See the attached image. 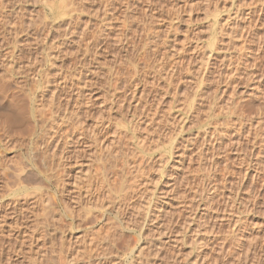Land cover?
<instances>
[{
  "label": "rangeland",
  "instance_id": "obj_1",
  "mask_svg": "<svg viewBox=\"0 0 264 264\" xmlns=\"http://www.w3.org/2000/svg\"><path fill=\"white\" fill-rule=\"evenodd\" d=\"M32 1L33 0H0V35L4 37V42H8V44L5 42V45L2 46L3 49H0V53H2V55L0 54V70H3L2 65H5L6 63H8V61L15 62L14 65H17L16 67L19 68L18 70L21 69L20 72L16 71L17 68H15L16 70H14L15 74L13 73L12 75L13 84H11L13 87H10L7 82L3 84L4 82L2 83V81L1 85H3L5 89L7 88L6 91L9 90L8 92L10 93L12 92L15 94L18 90L17 92L19 93L16 94L21 93L18 96L21 98H19L21 100L20 102H22V104L23 102L25 103L23 104V113L25 114L21 118L16 116V121L18 123L15 122L13 123L14 125L12 123H1V127H3L4 129L0 127V186L2 187H0V197H3L0 198V203L2 204L4 202L5 205L19 201V203L16 204L17 206L19 205L18 208H25L28 203L31 204L32 202L30 198H32L31 195L34 192V189L29 188L26 192V195H24V193L22 192L14 193L13 191L15 190V186L14 184H12L13 182L11 179L12 174H14V169L17 168V166L20 167L21 165L24 168L26 167V164L24 163H26V154L28 148L27 146L39 132L40 123L38 121V111L42 105L47 104V101L50 99V92L48 93L43 90V88L45 87L43 83L41 84L40 89L36 88L35 83L38 82V80H43V77L46 76L48 79H52H49L51 88H55L56 86L54 87V85L61 87L58 88V96L60 98H64H58L57 101L59 102L60 99V103L63 108L67 107V109L69 108L68 110L70 111L82 110L80 111L82 114L83 111H86L84 112V115H87V118H85L86 116L81 117L82 119H84L82 121H85L87 125H91L95 121L97 122L101 120L102 117L103 119H105L101 120L106 130L105 134L103 132V135L101 134L99 137V140L102 144L107 143L108 145L113 140L118 141L119 137L122 138L121 142L124 139L123 142L120 143L126 145V151L128 153L127 155L130 156L129 154H131L132 157L135 156L134 158L129 157L131 159H129V168L131 167L130 171H132L133 169L135 170L136 166H140L142 163L140 171H142L141 173L143 174H137L138 177L134 173L129 174L130 176L128 175L129 182H132L135 179V181L133 182V188H135L133 189L134 191H132V197L134 201L131 200L132 198L129 199V196V200L127 202L131 205V210L128 209L129 211H127L126 209L124 215L121 216V218H124L122 221L126 229H122L123 232L121 231V235H119V244L117 243L116 250L111 251V254L109 255V257H111L107 259L105 264H151L153 262V264H264V0H209L211 2H209L208 0H119L117 3H115L116 5H113V7L111 8L112 10L110 11L111 15L114 17L112 27H115L116 24L117 26H119L118 28H120L123 21V16L125 17L128 12L129 13L127 16L130 19L128 20V22H130L131 25L129 24V27L123 29V31L122 29L113 28L112 31H108L109 34L107 32V41H104V44L102 45V51L100 50V52H98L101 57L98 54L100 58L98 56L96 57L98 58L96 59L97 64H90L91 66L89 65L88 67V69L90 70H93L94 68L93 73L89 75V72H86V77L84 76L87 80L91 81V83H86L85 88L83 87V84H81L82 82L76 79L77 71L76 69L74 70V68L76 67L74 65L75 59L73 58L75 43L72 42V44L70 43V41L67 42V40L71 37L68 38L65 36L66 33L68 34L67 23H69L70 19H68L67 17H61L59 15L57 16L56 13L49 11L48 8H45L43 6V4L45 3H54L55 0L53 2H51L52 0H47L46 2L43 1V3H38L40 1L42 2V0H35L37 3ZM59 1L57 0V2ZM125 2H129V5H133L130 6L132 11H130L131 9L129 11L125 10ZM86 6L84 7L85 9H83V12L79 14L80 20L82 21L81 25H83L91 16H96L97 14L100 16L99 12L103 10H101V6L99 5L97 0H88ZM94 11H96L97 13ZM18 13H21L20 17L17 16ZM92 13L96 14L92 15ZM51 14H53L54 17ZM17 17L20 18L19 20H21L22 22L24 21L23 23H25V21L29 22L30 20H33V18H36L33 21H35V26H37V28L34 26L36 29H34L33 27L28 32L24 33L22 31L23 34L20 33L21 31H18L16 35L13 34L11 32L13 30H9L12 27L11 25L14 23V21H17ZM216 20V25H219L220 27L218 26V30L216 31V33L211 35L210 30L214 25V21ZM39 25L41 26L39 27ZM119 30L124 34V37H122L121 43L119 42V45H113L116 44L113 42V40L116 39L115 35L118 34L117 32ZM6 32H8L9 35ZM36 32L38 34H36ZM215 36H217L218 38ZM13 37L15 38L13 39ZM37 38L41 41V43L44 42L43 40L47 39L49 41L48 44L51 43V46L42 47L44 43H40L42 46H38L40 41ZM7 39L9 40L7 41ZM25 40H27L28 42ZM10 41H12V43ZM31 41H35L38 44L36 45L35 42L32 43ZM9 42L11 43L10 45ZM20 42L24 43V46ZM210 42L216 43L215 46H217L215 47V50L209 49ZM25 43L30 44H26V46ZM0 44L2 45V43ZM33 44L38 47L33 46ZM28 47H30V51ZM49 47H52V49H50ZM103 47L105 50L103 49ZM37 48L39 49L37 50ZM27 49L28 51L26 53ZM60 49H62V52ZM21 50L23 51L22 54L20 52ZM64 51L65 53H63ZM107 52L108 54H106ZM33 53H36L38 56L36 54L34 55ZM47 53L50 56L48 58V61L45 62L43 60V57ZM51 53L53 54V56H51ZM206 55L208 60L205 58ZM18 56H20V58ZM39 56L43 57L40 58ZM12 57L14 59H12ZM200 57H203V59ZM34 58L35 60H33ZM129 58H131V60ZM38 59H41L40 62L42 61L43 63H40ZM33 61L36 62L34 63ZM110 61L112 62L110 63ZM123 61L125 64L123 63ZM31 62L34 64V66ZM121 63H123L124 65H121ZM175 63L177 65H175ZM37 64L39 65V67ZM199 65H201L200 70L198 67ZM177 66H179V68ZM27 67L29 68V70H31L29 71ZM204 67L206 70L204 69ZM33 68L36 70H34ZM155 68L157 69V71ZM95 70L97 72L99 71V73H96ZM22 71H25L24 74L22 73ZM126 71L129 73H127ZM45 72L46 74H49L45 75ZM57 72L60 74H58ZM106 72L109 74L107 76L110 78L112 84L114 83V85L116 86V83H118V92L116 91L117 87L115 88V86L109 83L108 80L105 81L106 79H108L106 76ZM113 72L118 73H115L114 75ZM130 73L132 74V76ZM220 73H223L222 76ZM22 74L25 76L23 77ZM73 74H75V78ZM116 74L118 77L116 76ZM157 74H160V76H157ZM113 75L114 77H111ZM97 76L101 77L97 78ZM102 76L104 79L102 78ZM215 76L217 78H215ZM30 78L33 79V81L35 82L34 84H32L33 81ZM117 78L119 81L122 80L121 83L119 81L117 82V80L115 81V79ZM73 79H75L77 82ZM20 80L22 81V83H24V85H21ZM61 80L63 81V83L61 82ZM96 80L98 83L96 82ZM112 80L114 81L112 82ZM54 81H56V83L58 84L54 83ZM72 81L73 83H76L73 84L75 87L72 85ZM92 81H94V83H92ZM78 82L80 85H78ZM16 83L18 84L16 85ZM100 85L102 86L100 87ZM123 85H125V87ZM112 86H114L115 90H113L114 88ZM77 88L78 90L80 89V92L77 90ZM110 89H112L113 91ZM42 91L44 92V94ZM108 91L109 93H107ZM111 92L114 94V98H118L117 100L113 98V94ZM134 92H136V94H134ZM32 96L33 98H31ZM108 96L111 97L110 100V97ZM74 98L76 100H74ZM106 98L108 100H104ZM65 99L69 101V105L66 103L67 101H65ZM79 103L82 104L80 105ZM109 105H111L112 107H110ZM108 106L111 109H109ZM75 107H77L78 109ZM2 109L4 113L8 112L7 109L4 110V108H1L0 106V119L5 117V114L7 117V113L4 114ZM163 114L166 115L162 116ZM89 115L90 117L88 118ZM95 118L96 120L94 121ZM154 124L156 125L154 126ZM160 128H162V130ZM175 133L177 134V137ZM122 134L125 136V138ZM173 136L175 140H173ZM170 137L172 138V143ZM136 138H138L139 140ZM141 140L144 141L146 149V152L139 154L141 156L143 155L142 158L141 156L139 157L138 154L131 151L133 150V145H135L137 141ZM84 143H81L80 145H74V147L70 148H74L75 151L79 153L78 156H82V159L85 155H88L87 153H90L91 151V148L89 147V145H87L88 143ZM82 145H84L85 147ZM130 145L131 149L129 151ZM81 149L83 150L81 151ZM168 151L170 152V154L168 153ZM204 151L206 152L204 153ZM82 152L84 154H82ZM199 156H201L202 159ZM81 158H79V161L77 159L79 163L76 161V164L73 161L74 159L72 160L71 157L70 159L67 158L68 161L63 163L66 168H68L69 166L67 174H69L70 179L68 182H73L74 178L72 176H74V174L76 176V174L79 172V165L80 162H82ZM158 161L161 162L163 166H165L164 169H166H163L165 173L161 171L158 172V165L161 164ZM131 164L134 165L132 166ZM12 166L15 168H13ZM54 166L56 168L54 170H57L59 168L56 172L54 171V174L67 176L65 171H63V166L59 167V165L56 166V164H54ZM141 168H143V170ZM26 169L28 168L26 167ZM3 170H5V172ZM62 172H64V174H61ZM145 173L147 175H145ZM3 174H7L6 177ZM134 175L138 179L139 177H141V180L138 181L137 178H134ZM30 182V185L34 186L33 184H35L36 181L30 180ZM136 182L137 184H135ZM198 182L200 183L198 184ZM13 186L14 188L11 189ZM114 186L118 188L119 184L117 183ZM151 188H156V196H154L155 199L152 198V206L150 209L151 214H154V216H151L152 218H150V220L152 219V221L150 222L149 220L142 228V223H140L142 215L141 218L139 215V219L136 217L137 215L135 214V212L137 213L138 210H140V205L144 201V195L146 198V196L151 193ZM69 190L70 187L68 186L67 190L64 191L63 194L60 192L58 193L57 197L60 196L59 199L62 202H59L60 204L58 203L56 205H53L52 209L54 210L50 213H54L51 216L56 219L55 221H53V224L55 225V228H53L54 231L56 232V229L59 228L57 229V232L54 233L55 235H53L55 238L51 237L52 239H49L48 237H46L45 239L43 237L41 239V237H38L37 234V237L33 234L34 239L32 241H26L25 239V241L23 240L24 243H22V246H18V242L19 245H21V238L17 239V242H15L16 238L19 237L14 236L16 233L14 235H10V237L7 236L8 238L6 237L7 239L5 238L4 241H8V244L12 243L11 245H13L14 247H10L11 245L9 244L10 246H8L7 249H4L5 251H3L2 253H5L0 254V264H33L31 260L35 257V254L37 255L38 253L45 252L44 250H46L47 252L48 249L50 251L52 247L58 248V246H60V244H62L63 242V244L66 245L64 247H68L70 245V247H68L69 249L71 247H74L73 249L78 247H80L78 249H82L83 247L87 246V244L89 243L88 240L92 239V237H96V235L99 233H103V230L107 229L106 227L108 226L109 221H112L111 218H115V216L112 214L105 213L103 221H101L100 215L102 212L99 213L98 210L95 211L92 209L91 214H94L93 217H96L95 221H90L92 223V226H90L91 223L86 217L88 216V214H86V212H88L87 208H84L83 210L81 209L79 212L74 211L75 213L71 217L72 220L67 219L64 216L62 211L64 204L62 203H66L68 206L69 204L73 203L71 200H69L71 198L70 196H72V194L68 192ZM200 193L207 197L205 198ZM196 197L198 200L196 199ZM24 198L28 201L26 205L23 204ZM193 198H195L196 200ZM104 203L106 202L104 201ZM135 205H138L139 207H135ZM73 206L74 205H70L69 207L72 208ZM137 208L138 210L136 211ZM34 210L36 211V215L39 214L38 207L36 209L34 208ZM166 210L169 214L166 213ZM157 211L158 214L156 213ZM159 212L161 215L159 214ZM84 213L86 214V216ZM132 213H134V215ZM139 213L142 214L140 211ZM62 214L64 217H60V215ZM156 214L161 217L158 218ZM168 215L169 217H167ZM30 216L31 215H29V217H27L25 221L21 219L22 221L20 220L18 222V225L21 223L18 229L20 230V227H22V229L20 231L17 230V232L19 231L22 234V231L24 230L23 232L29 233L31 227H33V222H31V224L30 221L37 218L35 217L33 219L31 217L32 219L30 220ZM28 219L29 221H27ZM133 219H135V222L133 221ZM156 221H159L158 223L163 225L161 231L167 232H165L161 237H158V234L156 233V226L158 224ZM161 221H164V224ZM105 222L108 223L106 224ZM133 222L137 224V228L134 231L129 229L135 226V224H132ZM24 224L25 226L28 225L29 227L27 226L25 228V226H23ZM88 224L89 226H87ZM69 225H72V227H70ZM164 225L167 228L165 230ZM24 228L26 229V231ZM200 228H202L203 230ZM147 229L150 230L148 231ZM172 230L174 231L172 232ZM94 232L97 233L95 234ZM149 233L151 235H149ZM178 233L181 234L178 235ZM12 238L15 240H13ZM53 239L55 241H52ZM150 240L152 243H150ZM50 241L54 243L51 244L49 243ZM161 242L163 243L161 244ZM16 243L21 251L16 246ZM158 243H160L161 246ZM128 245H130V248L131 246H133V252H131ZM124 247L129 248V251L127 253L128 255L118 256L121 252H124ZM144 247H146L147 249ZM12 248H14V250ZM143 248L145 250H143ZM9 249H11V251ZM91 249L93 252L97 253L96 250L98 249H95V247H91ZM117 249L119 250V252H117ZM149 249H151V252H149ZM14 251H16V253ZM92 251H90V255H92L90 256L91 264H98V256H101L99 255V250L97 254L98 256L94 255L95 253H93ZM140 251L141 255L139 257L137 253H139ZM115 252H117V254ZM22 254L25 256H23ZM92 257H94L95 260ZM83 260L81 261L82 264H84L85 261H88V259L85 257Z\"/></svg>",
  "mask_w": 264,
  "mask_h": 264
},
{
  "label": "bare ground",
  "instance_id": "obj_2",
  "mask_svg": "<svg viewBox=\"0 0 264 264\" xmlns=\"http://www.w3.org/2000/svg\"><path fill=\"white\" fill-rule=\"evenodd\" d=\"M25 1V0H24ZM34 2H36V1H39V0H33ZM32 1V2H33ZM43 1H47V0H42V2L40 1V2H38V3H43ZM49 1V0H48ZM51 1V0H50ZM54 0H52L51 2H53ZM59 1V0H58ZM90 1V0H89ZM95 1V0H94ZM98 1V3H99V5L101 6V10L102 11H100L99 13H100V16L97 14L96 16H91L90 18H88L87 19V21L83 24V25H81V23H82V21L80 20V16H79V14H81L82 12H83V9H85L84 7L86 6V4H87V2H88V0H70V2H69V0L68 1H65V0H60L59 2H57V0H55V2L54 3H45V4H43V6L45 7V8H48V10L49 11H51V12H53V13H56V15L58 16H61V17H67L68 19H70L69 20V23H67L68 24V29H67V27H66V29H67V31H68V34L66 33V37H71L70 39H68L67 40V42L68 41H70V43H75V50H74V53H73V58L75 59L74 60V62H75V67L76 68H74V70L76 69V71H77V80L78 81H81L82 83L81 84H83V87L85 88L86 86V83H88V82H90L91 83V81L90 80H87L85 77V75H86V72L88 73L89 72V75L90 74H92L93 73V71H94V68H93V70L91 69H88V67H89V65L91 64H95L96 63V59H98V58H96L97 56L99 57V53L98 52H100V50L102 51V45L104 44V41L106 42L107 41V38H108V34H109V32L108 31H112V29L113 28H116V29H122V31H123V29H125V28H128L129 27V24H130V22H128V20H130L129 19V17L127 16L128 15V13H127V15H125V17L123 16V21H122V23H121V26H120V28H118L119 26H117L116 24H115V27H112V23H113V16L111 15V13H110V11L112 10L111 8L113 7V5H116L115 3H117L119 0H97ZM127 1H130V0H127ZM209 1V0H208ZM31 2V1H30ZM132 2V1H131ZM209 2H211V1H209ZM37 3V2H36ZM56 3H59V4H56ZM70 3V4H69ZM91 3V2H90ZM122 3V2H121ZM129 3V2H128ZM128 3H126L125 2V4H126V7H125V10L126 11H129L130 9H131V7L130 6H133V5H129ZM205 3V2H204ZM216 3V2H215ZM2 4H4V3H2ZM208 4V3H207ZM211 4V3H210ZM213 4V3H212ZM6 5V4H5ZM4 5V6H5ZM16 5V4H15ZM41 5V4H40ZM123 5V4H122ZM214 5V4H213ZM213 5H211V6H213ZM1 6V5H0ZM125 6V5H124ZM210 6V7H211ZM19 7V6H18ZM38 7H40V6H38ZM87 7V6H86ZM116 7V6H115ZM206 7H207V5H206ZM209 7V8H210ZM4 8H6V7H4ZM97 9H99V8H97ZM115 9V8H114ZM12 10V9H11ZM96 10V9H95ZM207 10V9H206ZM18 11V10H17ZM86 11V10H85ZM84 11V12H85ZM130 11H132V9L130 10ZM26 12H28V11H26ZM25 12V13H26ZM30 12V11H29ZM92 12V11H91ZM91 12H89V13H91ZM94 12H96V11H94ZM97 12H98V10H97ZM96 12V13H97ZM113 12V11H112ZM3 13V12H2ZM22 13V12H21ZM21 13H18V15L17 16H21ZM24 13V12H23ZM95 13V14H96ZM237 13V12H236ZM254 13V12H253ZM94 13H92V15H95ZM23 15V14H22ZM27 15V14H26ZM52 16H53V14H51ZM89 15H91V14H89ZM258 15V14H257ZM10 16V15H9ZM8 16V17H9ZM27 17V16H26ZM54 17V16H53ZM52 17V18H53ZM230 17V16H229ZM236 17V16H235ZM242 17V16H241ZM246 17V16H245ZM247 17H249V16H247ZM18 18V17H17ZM25 18V17H24ZM131 18V17H130ZM233 18V17H232ZM9 19V18H8ZM20 18H18V19H16L17 21L15 22L14 21V23L11 25L12 27L10 28V30L9 31H11V30H13V31H11L13 34H15L16 35V33L18 32V31H21L20 33L21 34H23L22 33V31L25 33V32H28V31H30L36 24H35V21H33V20H35L36 18H33V20H30L29 22H27V21H25V23H23L21 20H19ZM38 19V18H37ZM55 19H56V16H55ZM66 19V18H65ZM64 19V20H65ZM117 19V18H116ZM115 19V20H116ZM28 20V19H27ZM41 20V19H40ZM67 20V19H66ZM122 20V19H121ZM226 20V19H225ZM224 20V21H225ZM37 21V20H36ZM39 21V20H38ZM81 21V22H80ZM84 21V20H83ZM8 22V21H7ZM62 22V21H61ZM132 22V21H131ZM217 20L216 21H214V25L211 27V30H210V32H211V35H213V34H215L216 33V31L218 30V26L219 25H216L217 23ZM6 23V22H5ZM4 23V24H5ZM10 23V22H9ZM39 23V22H38ZM133 23V22H132ZM220 23V22H219ZM228 23V22H227ZM1 24H2V22H1ZM3 24V25H4ZM40 24V23H39ZM46 24H48V23H46ZM211 24V23H210ZM232 24V23H231ZM6 25V24H5ZM44 25V24H43ZM42 25V26H43ZM131 25V24H130ZM133 25V24H132ZM224 25V24H223ZM10 26V25H9ZM41 25H39V27H40ZM47 26V25H46ZM222 26V25H221ZM233 26H235V25H233ZM5 27V26H4ZM36 28H37V26H35ZM34 27V29H36ZM131 27V26H130ZM220 27V26H219ZM2 28H3V26H2ZM8 28V27H7ZM232 28H234V27H232ZM237 28V27H236ZM52 29H53V27H52ZM64 29V28H63ZM8 30V29H7ZM6 30V31H7ZM42 30V29H41ZM40 30V31H41ZM54 30H56V29H54ZM4 31V30H3ZM48 31V30H47ZM220 31V30H219ZM55 32V31H54ZM107 32H108V34H107ZM221 32V31H220ZM224 32V31H223ZM229 32V31H228ZM233 32V31H232ZM5 33V32H4ZM7 34H8V32H6ZM44 33V32H43ZM113 33V32H112ZM111 33V34H112ZM118 34L117 35H115L116 37V39H114L113 40V42L114 43H116V44H113V45H119V42L121 43V40H122V37H124V34L119 30L118 32H117ZM1 34V33H0ZM3 34V33H2ZM12 34V35H13ZM19 34V33H18ZM36 34H38L37 32H36ZM48 34V33H47ZM115 34V33H114ZM225 34H227V33H225ZM224 34V35H225ZM4 35V34H3ZM9 35V34H8ZM11 35V36H12ZM42 35V34H41ZM58 35V34H57ZM68 35V36H67ZM230 35H231V32H230ZM229 35V36H230ZM233 35V34H232ZM1 36V35H0ZM37 36V35H36ZM222 36V35H221ZM6 37V36H5ZM21 37V36H20ZM19 37V38H20ZM42 37V36H41ZM63 37V36H62ZM128 37V36H127ZM215 37H217V36H215ZM9 38V37H8ZM15 37H13V39H14ZM18 38V39H19ZM27 38V37H26ZM25 38V39H26ZM45 38V37H44ZM51 38V37H50ZM57 38V37H56ZM65 38V37H64ZM129 38V37H128ZM218 38V37H217ZM11 39V38H10ZM38 39V38H37ZM132 39V38H131ZM229 39V38H228ZM9 39H7V41H8ZM23 40V39H22ZM29 40H31V39H29ZM33 40V39H32ZM35 40V39H34ZM39 40V39H38ZM53 40V39H52ZM112 40V39H111ZM130 40V39H129ZM213 40H214V38H213ZM217 40H219V39H217ZM25 41H27V40H25ZM37 41V40H36ZM40 41V40H39ZM44 42H42V43H44V45L42 46L41 44V41L39 42V44L38 43H36L35 41H33V42H35L36 43V45L38 44V46L40 45V46H42V47H46V46H51V43L50 44H48V40L46 39V40H43ZM65 41V40H64ZM231 41V40H230ZM6 42V41H5ZM4 37H2L1 36V38H0V43H2V45L0 44V49H3L2 48V46L3 45H5L4 43ZM11 43H12V41H10ZM9 42V45L11 44ZM16 42V41H15ZM19 42V41H18ZM28 42V41H27ZM30 42V41H29ZM32 42V41H31ZM32 42V43H33ZM38 42V41H37ZM61 42V41H60ZM112 42V43H113ZM128 42V41H127ZM215 42V41H214ZM214 42H210V44H209V49L210 50H215V47L217 46H215V44L216 43H214ZM219 42V41H218ZM217 42V43H218ZM7 44H8V42H6ZM22 45L24 44V43H22V42H20ZM41 43V44H40ZM72 43V44H73ZM109 43H110V40H109ZM108 43V44H109ZM26 44H30V43H25V45ZM56 44V43H55ZM59 44V43H58ZM61 44V43H60ZM164 44V43H163ZM32 45V44H31ZM36 45H34L33 44V46H36ZM64 45V44H63ZM70 45V44H69ZM121 45V44H120ZM159 45V44H158ZM16 46V45H15ZM24 46V45H23ZM27 46V45H26ZM38 46H36V47H38ZM53 46V45H52ZM60 46H62V45H60ZM68 46V45H67ZM123 46V45H122ZM161 46V45H160ZM5 47V46H4ZM19 47H20V45H19ZM56 47V46H55ZM69 47V46H68ZM105 47H106V45H105ZM22 48V47H21ZM24 48V47H23ZM27 48V47H26ZM29 48V51L31 50L30 49V47H28ZM41 48V47H40ZM50 48V47H49ZM126 48V47H125ZM135 48V47H134ZM17 49V48H16ZM39 48H37V50H38ZM46 49H48V48H46ZM50 49H52V47L50 48ZM103 49H104V47H103ZM113 49V48H112ZM209 49H207V50H209ZM9 50V49H8ZM19 50V49H18ZM59 50V49H58ZM61 50V52H62V49H60ZM64 50V49H63ZM105 50V49H104ZM106 50H108V49H106ZM24 51H25V49H24ZM27 51H28V49L26 50V53H27ZM118 51H119V49H118ZM132 51V50H131ZM154 51V50H153ZM218 51H219V49H218ZM8 52V51H7ZM19 52V51H18ZM21 52V54L23 53V51L21 50L20 51ZM33 52V51H32ZM38 52V51H37ZM41 52V51H40ZM45 52V51H44ZM47 52H49V51H47ZM51 52V51H50ZM120 52H122V51H120ZM130 52V51H129ZM4 53H5V51H4ZM25 53V52H24ZM53 53V52H52ZM51 53V54H52ZM63 53H65V51L63 52ZM102 53V52H101ZM105 53V52H104ZM114 53V52H113ZM133 53V52H132ZM159 53V52H158ZM164 53V52H163ZM206 53V52H205ZM1 55H2V53H0ZM8 54V53H7ZM34 54V53H33ZM36 54V53H35ZM34 54V55H35ZM99 54V55H98ZM106 54H108V52L106 53ZM109 54H110V51H109ZM112 54V53H111ZM117 54V53H116ZM121 54V53H120ZM5 55V54H4ZM29 55H30V52H29ZM37 55V54H36ZM70 55V54H69ZM205 55V54H204ZM215 55V54H214ZM11 56V55H10ZM9 56V57H10ZM14 56V55H13ZM38 56V55H37ZM49 54L47 53V54H45L44 55V57H43V60L45 61V62H47L48 61V58H49ZM51 56H53V54L51 55ZM64 56V55H63ZM75 56V57H74ZM165 56V55H164ZM163 56V57H164ZM19 58H20V56H18ZM32 57V56H31ZM40 57V56H39ZM42 57H40V58H42ZM100 57H101V55H100ZM99 57V58H100ZM121 57H122V55H121ZM141 57V56H140ZM162 57V56H161ZM4 58V57H3ZM8 58V57H7ZM19 58H18V60H19ZM24 58V57H23ZM26 58H28V57H26ZM54 58V57H53ZM56 58H57V56H56ZM60 58V57H59ZM72 58V59H73ZM111 58V57H110ZM109 58V59H110ZM200 58H202L203 59V57H200ZM206 59H207V55H206V57H205ZM209 58V57H208ZM12 59H14L13 57H12ZM17 59V58H16ZM61 59H62V56H61ZM119 59V58H118ZM121 59V58H120ZM124 59V58H123ZM130 60H131V58H129ZM167 59V58H166ZM170 59V58H169ZM168 59V60H169ZM202 59H201V61H202ZM205 59V60H206ZM222 59V58H221ZM33 60H35V58L33 59ZM39 60V59H38ZM41 60V59H40ZM40 60H39V62H40ZM176 60V59H175ZM204 60V61H205ZM208 60V59H207ZM206 60V61H207ZM229 60V59H228ZM3 61V60H2ZM16 61V60H15ZM21 61V60H20ZM53 61V60H52ZM119 61V60H118ZM117 61V62H118ZM167 61V60H166ZM200 61V60H199ZM5 62V61H4ZM34 62V61H33ZM36 62V61H35ZM34 62V63H35ZM42 62V61H41ZM40 62V63H41ZM73 62V61H72ZM71 62V63H72ZM98 62V61H97ZM112 61H110V63H111ZM173 62V61H172ZM176 62V61H175ZM183 62V61H182ZM215 62V61H214ZM219 62V61H218ZM14 63L15 62H13V61H8V63H6L5 65H2L3 67V70H0V106H1V108L3 107L4 108V110L5 109H7V111L8 112H5V113H7V117H6V114L4 113V111H3V109H2V111H3V113L5 114V117H3V118H1L0 119V127H1V123L2 124H13V123H18L17 121H16V118L17 117H22L25 113H23L24 112V108H23V104H25L24 102H23V104H22V102H20L21 100V98L20 97H18L20 94H16V93H19V92H17L16 91V93L14 94V93H10V92H8V91H6L7 90V88L5 89V87L3 86V85H1L3 82V84H5V82H7V84H9V86L11 87L12 85L11 84H13L12 83V75H13V73L15 74V72H14V70H16L15 68H17V70L16 71H21V69L20 70H18L19 68L18 67H16L17 65H14ZM32 63V62H31ZM30 63V64H31ZM43 63V62H42ZM50 63V62H49ZM119 63V62H118ZM123 63H124V61H123ZM123 63H121V65H124ZM131 63V62H130ZM159 63V62H158ZM2 64V63H1ZM18 64V63H17ZM97 64V63H96ZM99 64V63H98ZM115 64H116V62H115ZM120 64V63H119ZM118 64V65H119ZM199 64V63H198ZM26 65V64H25ZM24 65V66H25ZM29 65V64H28ZM32 65L34 66V64L32 63ZM38 65V64H37ZM90 65V66H91ZM105 65H107V64H105ZM111 65V64H110ZM120 65V66H121ZM131 65V64H130ZM158 65V64H157ZM169 65V64H168ZM175 65H177L176 63H175ZM179 65H182V64H179ZM209 65V64H208ZM222 65V64H221ZM27 66V65H26ZM31 66V65H30ZM36 66V65H35ZM102 66V65H101ZM104 66V65H103ZM170 66H172V65H170ZM174 66V65H173ZM201 65H199L198 67H199V70L201 69V67H200ZM205 66V65H204ZM206 66H207V64H206ZM38 67H39V65H38ZM38 67H37V69H38ZM53 67V66H52ZM74 67V66H73ZM106 67V66H105ZM113 67V66H112ZM116 67V66H115ZM155 67V66H154ZM178 68H179V66H177ZM197 67V66H196ZM1 68V67H0ZM24 68V67H23ZM28 68V67H27ZM27 68H25V69H27ZM36 68V67H35ZM90 68H92V67H90ZM111 68V67H110ZM119 68V67H118ZM146 68V67H145ZM157 68V67H156ZM155 68V69H156ZM164 68V67H163ZM162 68V69H163ZM170 68V67H169ZM175 68V67H174ZM34 69V68H33ZM95 69H99V68H95ZM113 69H115V68H113ZM147 69V68H146ZM165 69V68H164ZM204 69H205V67H204ZM28 70H29V68H28ZM31 70V69H30ZM29 70V71H30ZM34 70H36V69H34ZM33 70V71H34ZM45 70V69H44ZM71 70V69H70ZM148 70V69H147ZM173 70H175V69H173ZM195 70V69H194ZM206 70V69H205ZM32 71V72H33ZM58 71V70H57ZM75 71V72H76ZM106 71V70H105ZM104 71V72H105ZM119 71V70H118ZM156 71H157V69H156ZM155 71V72H156ZM172 71V70H171ZM193 71V70H192ZM203 71V70H202ZM201 71V72H202ZM25 72V71H24ZM24 72L22 71V73L24 74ZM31 72V73H32ZM44 72V71H43ZM72 72V71H71ZM74 72V73H75ZM95 72L96 73H99V71L97 72L96 70H95ZM101 72H103V71H101ZM108 72V71H107ZM106 72V73H107ZM127 72V71H126ZM204 72V71H203ZM217 72V71H216ZM35 73V72H34ZM48 73V72H47ZM58 73V72H57ZM112 73V72H111ZM114 73V72H113ZM115 73H118V72H115ZM115 73H114V75H115ZM127 73H129V72H127ZM133 73V72H132ZM162 73V72H161ZM169 73H171V72H169ZM218 73V72H217ZM19 74H21V73H19ZM22 74V75H23ZM49 74V73H48ZM48 74H46V72H45V75H48ZM58 74H60V73H58ZM65 74V73H64ZM131 74V73H130ZM140 74V73H139ZM138 74V75H139ZM191 74H192V72H191ZM221 74V73H220ZM219 74V75H220ZM223 74V73H222ZM222 74H221V76H222ZM42 75H44V74H42ZM56 75V74H55ZM74 75V78H75V74H73ZM96 75V74H95ZM98 75V74H97ZM107 75H109L108 73L106 74V76ZM114 75L113 76H111V77H114ZM119 75H121V74H119ZM129 75V74H128ZM160 76V74H157V76ZM170 75V74H169ZM172 75V74H171ZM179 75V74H178ZM17 76V75H16ZM25 75H23V77H24ZM68 76V75H67ZM85 76V77H84ZM93 76H94V74H93ZM116 76H117V74H116ZM131 76H132V74H131ZM133 76H134V74H133ZM162 76V75H161ZM174 76V75H173ZM173 76H171V77H173ZM176 76V75H175ZM243 76H245V75H243ZM44 77H45V80H44ZM43 77V80H38V82H34L33 81V77L32 78H30V79H32V81H33V83L32 84H34L35 83V86H36V88L37 89H40L41 87V84L43 83V85H45V87L43 88V90L44 91H46V92H50L49 94H50V99L47 101V104L46 105H42L41 107H40V109H39V111H38V121H39V123H40V128H39V132H38V134L36 135V137L33 139V140H31V142L29 143V145L27 146L28 148H27V154H26V163H24V164H26V167L28 168V169H26V167L24 168L23 166H21L20 165V167L19 166H17V168H15V167H13V168H15L14 169V174H12V184H14V186H15V190L13 191L14 193L16 192H22V193H24V195H26V192H27V190L29 189V188H33L34 189V192H33V194L31 195L32 196V198H30L31 199V204L30 203H28L27 204V199H25L24 198V200H23V204L24 205H26L25 206V208L24 207H20V208H18V206L16 205V204H18L19 203V201H17V202H12V203H10V204H5L4 205V202L1 204L0 203V254L3 252V251H5L4 249H7L8 248V246H10L7 242L8 241H4L5 240V238L7 237V236H9L10 237V235H14L15 233V235L14 236H19L18 238H16V240L15 239H13V240H15V242H17V239H19V238H21V245H19V242H18V246H22V243H24L23 242V240L25 241V239H26V241L27 240H29V241H32L34 238V235H38V237H41V239L44 237L45 239H46V237H48L49 239L51 238V237H54L53 235H55L54 233H56L57 232V229H59V228H57L56 229V232L54 231V229L53 228H55L54 226V224H53V221H55L56 219L54 218V217H52L51 215H53L54 213H52V214H50L54 209H52V207H53V205H56V204H58L59 202L61 203L62 201L59 199L60 198V196L59 197H57L58 196V193L60 192V193H62L63 194V192L64 191H66L67 190V187L69 186L70 187V190L68 191V192H70L71 194H72V196H70L71 198L69 199V200H71L73 203L72 204H69V206L71 205H74L73 207H74V209H76V210H74L73 209V207L72 208H70L66 203H62V204H64V206H63V209H62V211H63V214H64V216L67 218V219H71V217H72V215L75 213L74 211H77V212H79L81 209L83 210L84 208H87V210H88V212H86V214H88V216H86V214H85V216L88 218V220H89V222L90 221H92V220H94L95 221V219H96V217L94 216L93 217V215L94 214H91V211H92V209L93 210H98L99 211V213L100 212H102L101 213V215H100V220L101 221H103V217L105 216V213H108V214H112V215H114L115 216V218H111V220L112 221H109V218H108V221H109V223H108V226L106 227L107 229L106 230H103L104 232L103 233H99V234H97L96 235V237H92V239H90V240H88L89 241V243L87 244V242H86V244H87V246L86 247H83L82 249H78V248H80V247H78V248H75V249H73L72 247L69 249L68 247H70V245L68 246V247H64V246H66V245H64L63 243L62 244H60V246H58V248L57 247H52L51 248V246H50V251H49V249L47 250V252H46V250H44L45 252H41V253H38L37 255L35 254V257L31 260L32 262H33V264H82L81 263V261L84 259V257L85 258H87L88 259V261H85V263L84 264H91V258H90V256H92V255H90V251H92V249H91V247L93 248V247H95V249H98L99 250V255H101V256H98L97 254H98V250H96V252L97 253H95V252H93V253H95L94 255H97L98 256V258H99V262H98V264H101V263H104L105 264V262L107 261V259L108 258H110L109 257V255L111 254V251L112 250H116V247H117V243L119 242V235H121V231L123 232V230L122 229H126V227H125V225H124V223H123V219L124 218H121V216L122 215H124V213H125V211H126V209H127V211H129L128 209H130V204L127 202L129 199H131V200H133V197H132V191H134L133 189L135 188H133V182L135 181V179H134V181H132V182H129L128 181V175L129 174H132V173H134V174H139V173H141L142 171H140V167H141V165H142V163H141V165L140 166H136V169L134 170H132V171H130V169H131V167L129 168V166H130V161H129V157H132L131 156V154H129L130 156H128L127 154V149H126V145H123V144H121L122 142H123V140H122V142H121V139L122 138H120L119 137V140H118V138H117V140L118 141H110L111 143H109L108 145H107V143H105V144H102L101 142H100V140H99V137H100V135L104 132V134H105V127H104V124H103V122L101 121L102 119H103V117H102V119L101 120H99V121H95L96 120V118L94 119V123L93 124H91V125H87V123L85 122V121H82V120H84V119H82V117L83 116H86L85 118H87V115H84V112H86V111H83V114L80 112V111H82V110H78V111H70V110H68L67 109V107L66 108H63L62 106H61V103H60V99H62V98H64V97H62V95H61V97L62 98H60L59 96H58V92H59V89L58 88H61V87H58L57 85H54V87L55 88H51V86H50V80L49 79H51V78H47L46 76H44ZM49 77V76H48ZM63 77V76H62ZM98 77H101V76H97V78ZM105 77V76H104ZM118 77V76H117ZM237 77V76H236ZM241 77V76H240ZM19 78V77H18ZM88 78V77H87ZM102 78H103V76H102ZM107 78L108 79H106L105 81H109V83H111V80H110V78L107 76ZM116 78V77H115ZM121 78V77H120ZM161 78V77H160ZM165 78V77H164ZM201 78V77H200ZM204 78V77H203ZM215 78H217L216 76H215ZM234 78V77H233ZM250 78V77H249ZM21 79V78H20ZM25 79V78H24ZM64 79V78H63ZM72 79V78H71ZM70 79V80H71ZM89 79V78H88ZM104 79V78H103ZM125 79V78H124ZM173 79V78H172ZM208 79V78H207ZM220 79V78H219ZM238 79V78H237ZM241 79V78H240ZM239 79V80H240ZM7 80V81H6ZM52 80V79H51ZM54 80V79H53ZM56 80V79H55ZM73 80H75V79H73ZM117 80V82L119 81L118 80V78L117 79H115V81ZM163 80V79H162ZM167 80V79H166ZM174 80V79H173ZM193 80V79H192ZM203 80V79H202ZM1 81H2V83H1ZM21 81V80H20ZM27 81V80H26ZM31 81V80H30ZM67 81V80H66ZM68 81H69V79H68ZM67 81V82H68ZM76 81V80H75ZM104 81V82H105ZM114 80H112V82H113ZM122 81V80H121ZM121 81H119L120 83H121ZM134 81V80H133ZM137 81V80H136ZM169 81V80H168ZM171 81V80H170ZM188 81V80H187ZM191 81V80H190ZM200 81V80H199ZM25 82V81H24ZM53 82V81H52ZM61 82L63 83V81L61 80ZM77 82V81H76ZM96 82H97V80H96ZM167 82V81H166ZM247 82V81H246ZM54 83H56V81H54ZM58 83H59V80H58ZM58 83H56V84H58ZM75 83V82H74ZM73 83V81H72V85L74 84ZM92 83H94V81H92ZM98 83V82H97ZM97 83H95V84H97ZM99 83H101V82H99ZM106 83V82H105ZM109 83H108V85H109ZM116 83V82H115ZM125 83V82H124ZM126 83H127V81H126ZM170 83V82H169ZM174 83V82H173ZM203 83H205V82H203ZM18 83H16V85H17ZM24 85V83H22V81H21V85ZM32 84H31V87H32ZM70 84H71V81H70ZM76 84V83H75ZM112 84V83H111ZM110 84V85H111ZM117 84L118 83H116V86L114 85V83L112 84V85H114L115 86V88L117 87ZM154 84V83H153ZM172 84V83H171ZM207 84H209V83H207ZM20 85V84H19ZM18 85V86H19ZM30 85V84H29ZM52 85V84H51ZM67 85V84H66ZM65 85V86H66ZM78 85H80L79 84V82H78ZM77 85V86H78ZM91 85V84H90ZM106 85V84H105ZM131 85V84H130ZM133 85H135V84H133ZM201 85V84H200ZM61 86V85H60ZM62 86H64V85H62ZM69 86V85H68ZM74 86V85H73ZM76 86V87H77ZM98 86V85H97ZM102 85H100V87H101ZM114 86H112L113 88H114ZM124 87H125V85H123ZM127 86V85H126ZM158 86V85H157ZM166 86V85H165ZM202 86V85H201ZM13 87V86H12ZM15 87H17V86H15ZM29 87V86H28ZM30 87V88H31ZM75 87V86H74ZM89 87H91V86H89ZM99 87V88H100ZM156 87V86H155ZM22 88V87H21ZM65 88V87H64ZM67 88V87H66ZM81 88V87H80ZM112 88V89H113ZM115 88L113 89V90H115ZM118 88L119 87H117V89H116V91L118 90ZM12 89V88H11ZM16 89V88H15ZM29 89V88H28ZM32 89V88H31ZM52 89H54V90H52ZM62 89H63V87H62ZM87 89V88H86ZM112 89H110V90H112ZM200 89H202V88H200ZM22 90V89H21ZM42 90V89H41ZM61 90V89H60ZM77 90H78V88H77ZM83 90V89H82ZM112 90V91H113ZM79 92H80V89L78 90ZM89 91H91V90H89ZM107 91V90H106ZM115 91V92H116ZM15 92V91H14ZM29 92H30V90H29ZM43 92V91H42ZM63 92V91H62ZM64 92H66V91H64ZM114 92V93H115ZM118 92V91H117ZM61 93V92H60ZM74 93V92H73ZM107 93H109V91L107 92ZM112 93V92H111ZM43 94H44V92H43ZM62 94V93H61ZM89 94V93H88ZM113 94V93H112ZM111 94V95H112ZM132 94V93H131ZM134 94H136V92H134ZM17 95V96H16ZM32 95V94H31ZM74 95V94H73ZM78 95H80V94H78ZM82 95V94H81ZM105 95V94H104ZM109 95V94H108ZM133 95V94H132ZM143 95V94H142ZM38 96V95H37ZM42 96V95H41ZM69 96V95H68ZM118 96V95H117ZM124 96V95H123ZM145 96V95H144ZM18 97V98H17ZM23 97V96H22ZM46 97V96H45ZM65 97H66V95H65ZM70 97V96H69ZM69 97H67V98H69ZM108 97H110V96H108ZM107 97V98H108ZM115 96H114V94H113V98H114ZM125 97V96H124ZM124 97H123V100H124ZM133 97V96H132ZM131 97V98H132ZM20 98V99H19ZM26 98V97H25ZM31 98H33V96L31 97ZM58 98H60L59 99V102L57 101L58 100ZM79 98V97H78ZM104 98V97H103ZM104 99V100H108V99ZM112 98V99H113ZM120 98V97H119ZM135 98V97H134ZM141 98H143V97H141ZM140 98V99H141ZM38 99H40V98H38ZM43 99V98H42ZM89 99V98H88ZM111 99V97L109 98V100ZM114 99H118V98H114ZM47 100V99H46ZM74 100H76L75 98H74ZM120 100V99H119ZM118 100V101H119ZM22 101H24V100H22ZM44 101V100H43ZM62 101V100H61ZM65 101H67L66 99H65ZM72 101V100H71ZM125 101H126V99H125ZM106 102V101H105ZM104 102V103H105ZM121 102H124V101H121ZM21 103V104H20ZM68 105H69V101H67L66 102ZM75 104V103H74ZM80 104V103H79ZM82 104V103H81ZM80 104V105H81ZM106 104V103H105ZM122 104H124V103H122ZM121 104V105H122ZM65 105V104H64ZM76 105V104H75ZM102 105V104H101ZM115 105V104H114ZM240 105V104H239ZM110 107H112L111 105H109ZM109 106H108V108H109ZM123 106V105H122ZM237 106V105H236ZM74 107V106H73ZM78 107V106H77ZM77 107H75V108H77ZM81 107V106H80ZM107 107V106H106ZM72 108V107H71ZM239 108V107H238ZM78 109V108H77ZM81 109H83V108H81ZM109 109H111V108H109ZM85 110V109H84ZM108 110V109H107ZM157 111V110H156ZM102 112V111H101ZM107 112V111H106ZM2 113V114H3ZM160 113V112H159ZM1 114V115H2ZM3 114V115H4ZM162 114V113H161ZM101 115V114H100ZM103 115V114H102ZM166 115V114H165ZM164 114L162 115V116H165ZM17 116V117H16ZM82 116V117H81ZM148 116V115H147ZM151 116V115H150ZM1 117V116H0ZM90 117V115L88 116V118ZM92 117H93V115H92ZM158 117V116H157ZM99 118V117H98ZM106 118V117H105ZM108 118V117H107ZM153 118H154V116H153ZM152 119V118H151ZM181 119V118H180ZM86 120V119H85ZM91 120V119H90ZM103 120H105V119H103ZM107 120V119H106ZM164 120V119H163ZM168 120V119H167ZM166 120V121H167ZM109 121V120H108ZM152 121V120H151ZM153 121H154V119H153ZM8 122V123H7ZM21 122V121H20ZM92 122V121H91ZM168 122V121H167ZM170 122V121H169ZM172 123V122H171ZM182 123V122H181ZM149 124V123H148ZM169 124V123H168ZM174 124V123H173ZM14 125V124H13ZM18 125V124H17ZM156 124H154V126H155ZM7 126V125H6ZM9 126H11V125H9ZM106 126V125H105ZM137 126V125H136ZM151 126V125H150ZM153 126V127H154ZM159 126V125H158ZM166 126V125H165ZM170 127H171V125H170ZM1 128H3V127H1ZM8 128V127H7ZM107 128V127H106ZM4 129V128H3ZM5 129H6V127H5ZM161 130H162V128H160ZM166 129V128H165ZM125 130V129H124ZM134 130V129H133ZM157 130V129H156ZM167 131H168V129H167ZM174 131V130H173ZM118 132V131H117ZM168 133V132H167ZM166 133V134H167ZM169 133H171V132H169ZM173 133V132H172ZM115 134V133H114ZM176 134V133H175ZM207 134V133H206ZM103 135V134H102ZM123 135V134H122ZM122 135H121V137H122ZM164 135H165V133H164ZM172 135V134H171ZM208 135V134H207ZM217 135V134H216ZM118 136H120V135H118ZM123 137L125 138V136L123 135ZM147 137V136H146ZM164 137V136H163ZM169 137V136H168ZM176 137H177V134H176ZM194 137V136H193ZM192 137V138H193ZM212 137V136H211ZM165 138V137H164ZM163 138V139H164ZM171 138V137H170ZM172 138H174V136L172 137ZM172 138L170 139L171 140V143H172ZM115 139V138H114ZM136 139H138V138H136ZM158 139V138H157ZM213 139V138H212ZM215 139H216V137H215ZM30 140V139H29ZM134 140V139H133ZM139 140V139H138ZM150 140V139H149ZM155 140V139H154ZM169 140V139H168ZM173 140H175V138L173 139ZM141 141H143V140H141ZM141 141H137V143H135V145H133V150H131V151H133V153H136V154H141V153H143V152H146V149H145V143H144V141L143 142H141ZM161 141V140H160ZM189 141V140H188ZM187 141V142H188ZM191 141V140H190ZM217 141V140H216ZM28 142V141H27ZM85 142V143H84ZM121 142V143H120ZM170 142V141H169ZM175 142V141H174ZM173 142V143H174ZM210 142V141H209ZM81 143H84V144H87V145H89V147L91 148V151H90V149H89V151H90V153H87L88 155H85L84 157H83V159L80 157V156H78V154L79 153H77V151H75V149L73 148V149H70L71 147H74V145H77V144H81ZM152 143V142H151ZM186 143V142H185ZM190 143V142H189ZM194 143V142H193ZM125 144V143H124ZM192 144V143H191ZM206 144V143H205ZM86 145V146H87ZM82 146H84V145H82ZM124 146V147H123ZM129 146V145H128ZM127 146V147H128ZM209 146V145H208ZM79 147V146H78ZM85 147V146H84ZM185 147H186V145H185ZM212 147V146H211ZM26 148V147H25ZM80 148V147H79ZM171 148H172V146H171ZM84 149V148H83ZM83 149H81V151L83 150ZM86 149H88V148H86ZM130 149H131V145H130V147H129V151H130ZM77 150V149H76ZM80 150V149H79ZM85 150V149H84ZM172 150V149H171ZM205 150V149H204ZM80 151V152H81ZM86 151V150H85ZM84 151V152H85ZM128 151V152H129ZM197 151H198V149H197ZM201 151V150H200ZM148 152V151H147ZM206 151H204V153H205ZM131 153V152H130ZM168 153L170 154V152L168 151ZM198 153H200V152H198ZM203 153V154H204ZM82 154H84L83 152H82ZM81 154V155H82ZM133 156H134V154H133ZM141 155H139V157H140ZM143 156V155H142ZM142 156H141V158H142ZM70 157L72 158V160L74 161V163L76 164L80 159L79 158H81L82 159V162H80V165H79V169H78V173L76 174V176H75V174H74V176H72L74 179H73V182H68L69 181V174H67L68 172H67V170H69L68 168H69V166H68V168H66L64 165H63V163L64 162H66V161H68V159H70ZM87 157V158H86ZM135 157V156H134ZM134 157H132V158H134ZM199 157H201V156H199ZM25 158V157H24ZM68 158V159H67ZM137 158H138V156H137ZM77 159H78V161H77ZM136 159V158H135ZM135 159H133V160H135ZM201 159H202V157H201ZM131 160V159H130ZM57 161H58V164H57ZM77 161V162H76ZM137 161H138V159H137ZM140 161H141V159H140ZM149 162V161H148ZM159 162V161H158ZM157 162V163H158ZM161 162H162V160H161ZM161 162H159V163H161ZM165 162H166V160H165ZM202 162V161H201ZM21 163V162H20ZM69 163H70V160H69ZM68 163V164H69ZM73 163V164H74ZM79 163V162H78ZM139 163V164H140ZM147 163V162H146ZM19 164V163H18ZM17 164V165H18ZM54 164H56V166H58L59 165V167H61V166H63L64 167V169H63V171H65V173H66V175L67 176H63V175H56V174H54V171L56 172L57 170H54V169H56L55 168V166H54ZM66 164V163H65ZM71 165V164H70ZM132 166L134 165V164H131ZM136 165V164H135ZM145 165V164H144ZM7 166V165H6ZM5 166V167H6ZM9 166V165H8ZM11 166V165H10ZM15 166H16V164H15ZM76 167V166H75ZM135 167V166H134ZM143 167V166H142ZM164 167L165 166H163V164L161 163V164H159L158 165V168L157 169H159L158 170V172L159 171H161V172H164V170L166 169H164ZM210 167H211V165H210ZM12 168V169H13ZM133 168V167H132ZM9 169V168H8ZM72 169V168H71ZM142 170H143V168H141ZM164 169V170H163ZM214 169V168H213ZM163 170V171H162ZM206 170V169H205ZM4 172H5V170H3ZM3 172V173H4ZM160 172V173H161ZM208 172V171H207ZM1 173V172H0ZM70 173V172H69ZM165 173V172H164ZM163 173V174H164ZM59 174H60V172H59ZM61 174H64V172H62ZM141 174H143V173H141ZM140 174V175H141ZM207 174V173H206ZM4 175V174H3ZM7 175V174H6ZM6 175H4L5 177H6ZM10 175V174H9ZM72 175V174H71ZM145 175H147L146 173H145ZM158 175V174H157ZM194 175V174H193ZM208 175V174H207ZM2 176V175H1ZM11 176V175H10ZM63 176V177H62ZM130 176V175H129ZM144 176V175H143ZM142 176V177H143ZM71 177V178H72ZM137 177H138V175H137ZM137 177H135V175H134V178H137ZM157 177V176H156ZM197 177V176H196ZM195 177V178H196ZM7 178H8V176H7ZM141 177H139V179H138V181L139 180H141L140 179ZM158 178V177H157ZM160 178V177H159ZM214 178V177H213ZM0 179H1V177H0ZM9 179H10V177H9ZM136 179V180H137ZM147 179V178H146ZM151 179V178H150ZM30 180H34V181H36L35 182V184H33L34 186H32V185H30L31 184V182H30ZM133 180V179H132ZM157 180V179H156ZM71 181V180H70ZM137 181V182H138ZM149 181V180H148ZM195 181V180H194ZM216 181V180H215ZM5 182V181H4ZM8 182V181H7ZM137 182L135 183V184H137ZM154 182H155V180H154ZM212 182V181H211ZM217 182V181H216ZM119 184V186H118V188H116L114 185H116V184ZM151 183V182H150ZM189 183V182H188ZM197 183V182H196ZM200 182H198V184H199ZM218 183V182H217ZM1 184V183H0ZM216 184V183H215ZM9 185H11V184H9ZM138 185H139V183H138ZM144 185V184H143ZM146 185V184H145ZM208 185V184H207ZM213 185V184H212ZM217 185V184H216ZM14 186L11 188V189H13L14 188ZM29 186H32V187H29ZM114 186V187H113ZM136 186V185H135ZM197 186V185H196ZM199 186V185H198ZM1 187V186H0ZM11 187V186H10ZM137 187V186H136ZM142 187V186H141ZM140 187V188H141ZM152 187H153V185H152ZM189 187V186H188ZM215 187V186H214ZM242 187V186H241ZM2 188V187H1ZM0 188V189H1ZM197 188V187H196ZM200 188H201V186H200ZM10 189V188H9ZM145 189V188H144ZM143 189V190H144ZM152 189V188H151ZM206 189V188H205ZM207 189H208V187H207ZM210 189V188H209ZM239 189V188H238ZM237 189V190H238ZM6 190V189H5ZM155 190H156V188H154V189H152L151 190V193H149V195H147L146 196V198H145V195H144V201L142 202V204L140 205V210H138V208L136 209V211L138 210V212L136 213L135 212V214L137 215H135L137 218H139V215H140V218H141V215H142V218L140 219V223H142L141 224V227L143 228V226L145 225V223H147L149 220H150V218H152L151 216H154V214H151V212H150V209H151V202H152V198H154V196H156L155 195ZM204 190V189H203ZM202 190V191H203ZM216 191V190H215ZM67 192V193H68ZM114 192V193H113ZM142 192V191H141ZM187 192H188V190H187ZM192 192V191H191ZM194 192H195V190H194ZM2 193H3V190H2ZM135 193V192H134ZM137 193V192H136ZM196 193H197V191H196ZM212 193H214V192H212ZM27 194H29V193H27ZM141 194H143V193H141ZM145 194V193H144ZM200 194H202V193H200ZM1 195V194H0ZM23 195V194H22ZM30 195H27V196H30ZM61 195V194H60ZM66 195V194H65ZM203 195V194H202ZM206 195V194H205ZM208 195V194H207ZM231 195V194H230ZM113 196H115V197H113ZM129 196H130V198H129ZM143 196V195H142ZM204 196V195H203ZM24 197V196H23ZM26 197V196H25ZM189 197V196H188ZM205 198L207 197V196H204ZM214 197V196H213ZM0 198H3V197H0ZM14 198V197H13ZM22 198V197H21ZM27 198V197H26ZM29 198V197H28ZM129 198V199H128ZM186 198V197H185ZM200 198H201V195H200ZM216 198V197H215ZM236 198V197H235ZM12 199V198H11ZM23 199V198H22ZM155 199V198H154ZM193 199H195V198H193ZM196 199H197V197H196ZM195 199V200H196ZM204 199V198H203ZM202 199V200H203ZM211 199V198H210ZM18 200H20V199H18ZM64 200V199H63ZM67 200V199H66ZM68 200V201H69ZM142 200V199H141ZM198 200V199H197ZM233 200V199H232ZM13 201V200H12ZM104 201L106 202V203H104ZM134 201V200H133ZM132 201V202H133ZM231 201V200H230ZM237 201V200H236ZM64 202V201H63ZM131 202V201H130ZM154 202V201H153ZM165 202V201H164ZM59 203V204H60ZM104 203V204H103ZM129 204V206H128V204ZM162 203V202H161ZM185 203H187V202H185ZM240 203V202H239ZM23 204H22V206H23ZM153 204V203H152ZM155 204V203H154ZM199 204V203H198ZM170 205V204H169ZM192 205V204H191ZM204 205V204H203ZM207 205H208V203H207ZM30 206H31V209H30ZM136 206H138V205H135V207ZM33 207V208H32ZM39 208V214H37L36 215V211L34 210V208L36 209V208ZM139 207V206H138ZM155 207V206H154ZM186 207H187V205H186ZM197 207V206H196ZM55 208V207H54ZM159 208V207H158ZM202 208V207H201ZM56 209V208H55ZM61 209V208H60ZM78 209V210H77ZM133 209H134V207H133ZM132 209V210H133ZM208 209V208H207ZM110 210V211H109ZM131 210V209H130ZM153 210V209H152ZM157 210V209H156ZM186 210V209H185ZM190 210V209H189ZM35 211V212H34ZM107 211H109V212H107ZM112 211V212H111ZM139 211L142 213V214H140L139 213ZM191 211V210H190ZM198 211V210H197ZM200 211V210H199ZM55 212V211H54ZM84 212H85V210H84ZM153 212V211H152ZM177 212V211H176ZM187 212V211H186ZM82 213H83V211H82ZM95 213V212H94ZM157 214H158V211L156 212ZM164 213V212H163ZM166 213L167 214H169L168 212H167V210H166ZM61 214V213H60ZM63 214L62 215H60V217H64L63 216ZM80 214V213H79ZM78 214V215H79ZM127 214V213H126ZM133 215H134V213H132ZM156 214V215H157ZM159 214H160V212H159ZM172 214V213H171ZM175 214V213H174ZM183 214V213H182ZM29 215H31L30 216V220L33 218H35V217H37V218H35L34 220H31L30 221V223L31 222H33V227H31V230L29 231V230H27V231H29V233H26V232H23L22 231V234H21V232H19L21 229H22V227H20L21 229L19 230L18 228H19V226H20V224L18 225V222L22 219L23 221H25L26 219H27V217H29ZM81 215V214H80ZM161 215V214H160ZM166 215V214H165ZM164 215V216H165ZM191 215V214H190ZM58 216H59V214H58ZM175 216V215H174ZM188 216V215H187ZM194 216H195V214H194ZM32 217V218H31ZM59 217V218H60ZM113 217V216H112ZM127 217V216H126ZM129 217H131V216H129ZM157 217L159 218V217H161V216H159V215H157ZM157 217H154V218H157ZM167 217H169V215L167 216ZM193 217V216H192ZM66 218H65V220H66ZM82 218V217H81ZM86 218V219H87ZM153 218V219H154ZM175 218V217H174ZM185 218V217H184ZM62 219V218H61ZM60 219V220H61ZM74 219V218H73ZM85 219V220H86ZM91 219V220H90ZM107 219V218H106ZM136 219V218H135ZM135 219H133V221L135 220ZM171 219V218H170ZM189 219V218H188ZM191 219V218H190ZM21 220V221H22ZM72 220V219H71ZM87 220V221H88ZM141 220H142V222H141ZM159 220V219H158ZM173 220V219H172ZM196 220V219H195ZM27 221H29V219L27 220ZM59 221V220H58ZM93 221V222H94ZM152 221V219L150 220V222ZM9 222V223H8ZM61 222V221H60ZM97 222V221H96ZM95 222V223H96ZM129 222V221H128ZM132 222V221H131ZM130 222V223H131ZM135 222V221H134ZM132 223V224H135V223ZM137 222V221H136ZM154 222V221H153ZM152 222V223H153ZM157 222V221H156ZM159 222V221H158ZM157 222V223H158ZM162 223L164 222V221H161ZM168 222V221H167ZM170 222H172V221H170ZM184 222V221H183ZM189 222V221H188ZM58 223V222H57ZM91 223V222H90ZM106 223V222H105ZM106 223V224H107ZM127 223V222H126ZM139 223V222H138ZM169 223V222H168ZM167 223V224H168ZM185 223V222H184ZM65 224V223H64ZM150 224V223H149ZM154 224H156V223H154ZM164 224V223H163ZM170 224V223H169ZM175 224H176V222H175ZM189 224V223H188ZM58 225V224H57ZM137 224H135V226H136ZM166 225V224H165ZM164 225V230L165 229H167L166 228V226ZM184 225V224H183ZM23 226H25V224L23 225ZM28 226V225H27ZM27 226H25V228L27 227ZM70 227H72V225H69ZM87 226H89V224L87 225ZM86 226V227H87ZM90 226H92V223H91V225ZM93 226H94V224H93ZM129 226V225H128ZM135 226H133V228H129L130 230H132V231H134L136 228H137V226L135 227ZM147 226V225H146ZM29 227V226H28ZM131 227V226H130ZM135 227V228H134ZM155 227V226H154ZM169 227V226H168ZM184 227V226H183ZM199 227V226H198ZM197 227V228H198ZM24 228V229H25ZM139 228V227H138ZM156 228H157V230H156V233L158 234V237H161L162 235H164V233L166 232H164V231H161L162 230V228H163V225L162 224H157V226H156ZM160 228V229H159ZM175 228V227H174ZM187 228V227H186ZM194 228V227H193ZM27 229H30V228H27ZM63 229V228H62ZM93 229V228H92ZM105 229V228H104ZM124 229V230H125ZM140 229V228H139ZM200 229H202V228H200ZM17 230H19L18 232H17ZM72 230H73V228H72ZM71 230V231H72ZM148 230V229H147ZM150 230V229H149ZM148 230V231H149ZM186 230V229H185ZM193 230V229H192ZM197 230V229H196ZM203 230V229H202ZM210 230V229H209ZM25 231H26V229H25ZM61 231V230H60ZM63 231V230H62ZM66 231V230H65ZM171 231V230H170ZM174 230H172V232H173ZM176 231V230H175ZM180 231V230H179ZM178 231V232H179ZM12 232H14V233H12ZM119 232H120V234H119ZM151 232V231H150ZM154 232V231H153ZM208 232V231H207ZM206 232V233H207ZM93 233V232H92ZM95 233V232H94ZM97 233V232H96ZM95 233V234H96ZM167 233V232H166ZM182 233H183V231H182ZM191 233V232H190ZM196 233V232H195ZM34 234V235H33ZM176 234V233H175ZM179 234H181V233H178V235ZM37 235H36V237H37ZM149 235H151L150 233H149ZM169 235V234H168ZM174 235V234H173ZM192 235V234H191ZM195 235V234H194ZM57 236V235H56ZM143 236V235H142ZM154 236V235H153ZM157 236V235H156ZM36 237H35V239H36ZM164 237V236H163ZM173 237V236H172ZM178 237V236H177ZM198 237V236H197ZM200 237V236H199ZM8 238V237H7ZM6 238V239H7ZM55 238V237H54ZM155 238V237H154ZM11 239V238H10ZM39 239V238H38ZM52 239V238H51ZM160 239V238H159ZM44 240V239H43ZM162 240V239H161ZM35 241V240H34ZM52 241H55L54 239L52 240ZM86 241V240H85ZM160 241V240H159ZM163 241V240H162ZM174 241V240H173ZM199 241V240H198ZM204 241V240H203ZM9 242H11V241H9ZM37 242V241H36ZM39 242V241H38ZM156 242V241H155ZM157 242H158V240H157ZM212 242V241H211ZM31 243V242H30ZM49 243H54V242H49ZM150 243H152L151 242V240H150ZM163 242H161V244H162ZM175 243H176V241H175ZM174 243V244H175ZM223 243V242H222ZM69 244V243H68ZM71 244V243H70ZM119 244V243H118ZM147 244V243H146ZM158 244H160V243H158ZM161 244H160V246H161ZM24 245V244H23ZM26 245V244H25ZM32 245V244H31ZM56 245V244H55ZM148 245V244H147ZM197 245H199V244H197ZM209 245V244H208ZM13 245H11L10 247H12ZM16 246H17V243H16ZM17 246V247H18ZM27 246V245H26ZM130 245H128V247H129ZM144 246V245H143ZM142 246V247H143ZM152 246V245H151ZM14 247V246H13ZM24 247V246H23ZM33 247V246H32ZM43 247V246H42ZM128 247H124V252H121L120 253V255H118V256H124V255H128L127 253H128V251H129V248ZM157 247H159V246H157ZM3 248V249H2ZM21 248V247H20ZM39 248H40V246H39ZM55 248H57V249H55ZM126 248V249H125ZM132 248V249H131ZM131 248H130V250H131V252H133V246H131ZM144 248H146V247H144ZM143 248V250H145ZM152 248V247H151ZM163 248V247H162ZM13 250H14V248H12ZM17 249V248H16ZM18 249H19V247H18ZM73 249V250H72ZM122 249V248H121ZM147 249V248H146ZM160 249V248H159ZM198 249V248H197ZM222 249V248H221ZM10 251H11V249H9ZM20 250V249H19ZM135 250H136V248H135ZM141 250V249H140ZM150 251L149 252H151V249H149ZM153 250V249H152ZM223 250V249H222ZM21 251V250H20ZM19 251V252H20ZM29 251V250H28ZM32 251V250H31ZM30 251V252H31ZM38 251V250H37ZM139 251V250H138ZM154 251V250H153ZM159 251V250H158ZM200 251V250H199ZM7 252H9V251H7ZM15 253H16V251H14ZM24 252V251H23ZM25 252H26V250H25ZM36 252V251H35ZM91 252V253H92ZM117 252H119V250L117 249ZM117 252H115L116 254H117ZM143 252V251H142ZM155 252V251H154ZM221 252V251H220ZM5 253V252H4ZM4 253H2V254H4ZM11 253V252H10ZM17 253H18V251H17ZM146 253V252H145ZM153 253V252H152ZM219 253V252H218ZM225 253V252H224ZM112 254H113V252H112ZM119 254V253H118ZM138 254V256L140 257V255H141V251L139 252V253H137ZM136 254V255H137ZM156 254V253H155ZM154 254V255H155ZM23 255V254H22ZM133 255V254H132ZM149 255V254H148ZM203 255V254H202ZM2 256V255H1ZM23 256H25V255H23ZM97 256H95V257H97ZM134 256V255H133ZM232 256V255H231ZM21 257V256H20ZM142 257V256H141ZM163 257V256H162ZM228 257V256H227ZM7 258V257H6ZM22 258V257H21ZM92 258H94V257H92ZM133 258V257H132ZM221 258V257H220ZM9 259H10V257H9ZM140 259V258H139ZM138 259V260H139ZM160 259V258H159ZM158 259V260H159ZM162 259V258H161ZM7 260V259H6ZM26 260V259H25ZM29 260V259H28ZM94 260H95V258H94ZM147 260V259H146ZM165 260V259H164ZM194 260V259H193ZM3 261V260H2ZM84 261V260H83ZM93 261V260H92ZM98 261V260H97ZM96 261V262H97ZM102 261H104V262H102ZM109 261V260H108ZM134 261V260H133ZM207 261V260H206ZM8 262H10V261H8ZM152 262V261H151ZM179 262V261H178ZM177 262V263H178ZM194 262V261H193ZM244 262V261H243ZM94 263V262H93ZM134 263V262H133ZM137 263V262H136ZM147 263H149V262H147ZM154 263V262H153ZM153 263H151V264H153ZM222 263V262H221ZM242 263V262H241ZM31 264V263H30ZM94 264H97V263H94ZM163 264V263H162ZM170 264V263H169ZM174 264V263H173ZM190 264V263H189ZM195 264V263H194Z\"/></svg>",
  "mask_w": 264,
  "mask_h": 264
}]
</instances>
